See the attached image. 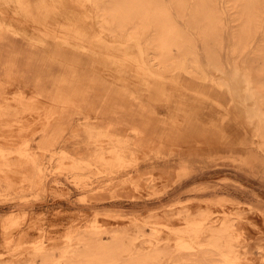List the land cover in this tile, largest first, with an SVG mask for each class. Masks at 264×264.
Here are the masks:
<instances>
[{
	"label": "rangeland",
	"instance_id": "374dc122",
	"mask_svg": "<svg viewBox=\"0 0 264 264\" xmlns=\"http://www.w3.org/2000/svg\"><path fill=\"white\" fill-rule=\"evenodd\" d=\"M30 1L42 9H23L25 15L16 14L12 2L0 0V17L3 18H0V35L10 34L23 46L7 49L0 43V56L5 53L9 57L19 56L20 59L10 65L0 63V264H42L41 255L35 251L36 244H41L51 258H68V249L84 241V237L91 234L92 226L101 231L104 240L116 233L132 249L139 247L148 251L156 242L164 245L168 254L152 264H191L184 260L196 248L176 245L177 234L187 226L185 218L188 216L201 221L203 227L218 226L220 220L232 222L229 232L237 234L240 240L237 248L241 255L237 264H264V211L256 209L250 198H236L242 188H237L236 175L252 178L248 166L261 165L264 151L257 148V139L252 136L251 124L247 123L244 114V102L248 104L251 100H243L244 82L239 79L242 73L237 71L235 79L229 77L233 72L229 52V16H224L226 25L220 49L224 70L212 69L211 72L212 77L220 76L229 81L231 95L213 79L195 84L189 77L181 75L180 82H176L165 79L164 70L151 72L144 66H138L128 55H138L140 50H148L135 47L133 38L127 43L133 46H80L81 43L79 45L70 38L69 41L76 44L66 41L54 48L56 44L50 38H47V42L40 37L33 28L32 20L35 25L56 30L59 36L73 28L81 29L78 25L82 23L89 36L96 35L90 38L95 43L105 40V44L114 45L115 42L107 40L111 35L105 30L98 31L96 28L91 33L92 7L85 0H76L80 2L78 5L71 4L69 0L68 3L65 0ZM219 3L220 8L224 9L225 2ZM82 8L86 12L80 11ZM67 10L75 12V16L81 20L72 18L74 14L70 15ZM68 14L71 18H68ZM67 19L69 22L65 21ZM69 19L80 22L72 21L73 25ZM4 20L7 23L12 21L9 23L12 26ZM192 34L198 36L194 31ZM260 34H255L253 45ZM22 37L28 42H24ZM197 45L201 48L199 40ZM69 48L72 49L70 52ZM103 50L105 53H102ZM71 51L75 53L74 56L78 54L77 58L71 57L74 54ZM62 54L67 57L64 59ZM52 56L56 59L53 60ZM80 62L83 63L81 66ZM128 66L134 69L131 67V71ZM35 67L39 71L37 73L47 76L41 80L43 85L49 83L47 89L40 82L38 85L34 78L31 79L32 74L36 73ZM135 68L163 79L157 83L155 91L153 81L148 84L149 90L146 89L147 85H140L136 81L135 77L144 78V75L136 73ZM6 69L13 72L12 75ZM49 69L52 73L47 71ZM9 75H16L17 78H10ZM19 76H24L23 80ZM54 77L58 78L57 83ZM63 78L67 79L64 81ZM29 80L33 81H30L33 85L35 82V85L42 86L40 88H44L45 92L42 89L43 92H39L40 88H35ZM24 81L30 84L24 85ZM186 84L197 85L204 93H195L186 88ZM126 85L135 89V97L116 91V88ZM48 89H54L55 99H62L63 93L70 89L82 93L84 97L76 103H66L64 110H50L58 104L63 106V101L49 97ZM40 103H43L42 106ZM139 105L144 109H137ZM103 122L112 124L121 134L131 133L132 124L144 131L141 134L142 140L146 141L144 145L132 147L137 151L136 165L129 164L110 172L94 166L91 157L93 139L99 134L97 124ZM50 134L55 136L52 144H43L45 135ZM72 162H80L83 168L71 169L69 165ZM142 176L145 182L139 180ZM126 178L132 181H124ZM255 184L259 188L264 187L263 177ZM246 190L251 191H243ZM240 194L244 196V193ZM202 239L206 241L204 236Z\"/></svg>",
	"mask_w": 264,
	"mask_h": 264
},
{
	"label": "bare ground",
	"instance_id": "6f19581e",
	"mask_svg": "<svg viewBox=\"0 0 264 264\" xmlns=\"http://www.w3.org/2000/svg\"><path fill=\"white\" fill-rule=\"evenodd\" d=\"M2 1L12 2L13 5H15V8L13 9V11L16 14L18 13L21 15H25L24 12H22L23 9H27L28 11H32L34 8H36L38 11L42 9L40 5H36L30 0H2ZM69 1L73 5H78L80 3V2H75L76 0H69ZM85 1H87V3H89L92 7L93 25L92 24L91 25H92L93 31L91 30V33L94 32L96 28L98 31L105 30L109 35H111V37L107 38V40L111 42H115L114 45L105 44V40L103 41L99 40L95 43V41H93V39L91 40L90 38L96 35L92 34V36H89V33L87 34V31H85L86 29H84V27L82 28V23L78 25V27L81 26V29L73 28L70 31H65V33L63 32L64 35L62 36L57 35L55 33L56 30L50 27H49L50 29L48 28L45 29L44 27L35 25L36 23L34 20L31 21L33 23V28L37 31L40 37L41 36L43 37V40L48 42L47 38H50L56 44L54 48L57 45H60L66 41L68 42L70 38L73 40H76L77 41L76 43H79V45L81 43L80 46L102 45L105 47L133 46L131 44L128 45L127 43H129L131 40L134 39L135 47L137 48L144 47L148 50V51L140 50V54L138 55H128V57H130L138 66H144L148 68L147 69L148 71H151V72H155L154 71L155 69L161 70L162 72L164 70L166 71L165 79H169V80L176 81V82H180L179 80H180L181 75L189 77L190 80H192L195 84H197L198 81L203 82L206 80L213 79L219 85H223L226 91L229 93V95H231L232 90H231L229 81L222 79L220 76H216L214 78L212 77V72H211L212 69L218 70V71L224 70L222 59L220 57V49L222 48V43H223L222 33L225 30V25H226L224 23V20H225L224 16L225 15L229 16L230 30H231V34H230L231 41L229 45V52L232 56L230 65L232 66V69H233V72L231 73L229 77L231 79L233 78L235 79L237 76V71H241L242 73L241 74L242 77L241 78L239 77V79H241V81L244 82L243 100L244 101L247 99L251 100L250 103L248 104H245L244 102V114L247 119V123L251 124L252 136H255L257 139V143H256L257 148L261 151H264V0H85ZM219 2H225L224 9L220 8ZM64 6L67 7V5L65 4ZM60 7L62 6L60 5ZM60 10L61 9H59V11ZM80 11L86 12L84 8H82V10ZM64 12L65 11H63V13ZM67 12H70V11L67 10ZM70 13H71L70 15L74 14V17L72 15V18H75V17L78 18L77 15L75 16V12L73 13L72 11ZM79 13L81 14V12ZM79 13L77 14L79 15ZM65 15H67V13H65ZM49 17H52V16H49ZM55 18L57 19V16ZM68 18H71V17L69 16ZM63 19H65V17ZM63 19L61 20L63 21ZM78 19L81 20L80 18ZM48 20H47V23H48ZM79 20L77 21L80 22ZM62 21L60 23H63ZM65 21H68V19ZM72 21L71 23H73L75 19L73 22ZM77 21H75L74 23H76ZM87 21L88 19L85 22ZM4 22L7 25L10 22L12 23V21L7 23L6 20H4ZM14 22L13 24H15ZM28 22L30 23V21ZM16 24L18 25L19 22ZM17 25H16V28H17ZM22 25L24 26V24ZM19 28L22 29L21 26ZM27 29L28 27L26 26L25 30ZM28 31L29 30H27L26 32ZM81 31H83V34L81 33ZM192 31L196 32L198 36L196 37L195 35H193ZM257 32H260L261 34L257 40V43L253 45L254 36ZM115 37H120V38H115ZM17 40L18 39H15L14 36H11L10 34L8 35L5 33L3 35L2 34L0 35V43L2 44L4 48H7V49L10 47H14L18 49L20 46H22V43H20V41H17ZM22 40L26 41L27 39H24L22 37ZM197 40L201 42V48L198 47ZM76 43L75 42L71 43L69 41V44H72V45ZM36 45L37 44H35V47ZM47 45H50V44H47ZM63 47L65 48V46ZM63 47H61V49ZM37 48L40 49L41 46H38ZM50 48H53V47L50 46ZM247 49L249 50L248 53L242 56L246 52ZM43 50L41 51L43 52ZM59 50H60V46H59ZM70 50L72 49L69 48V52ZM44 52L46 51L44 50ZM71 52L74 53L73 51ZM102 53H105L104 50ZM48 54H50L49 51H48ZM66 54L69 55V53H66ZM25 55H27V53ZM34 55L36 56V53H34ZM74 55L75 53L72 54L71 57H73ZM39 56H40V53H39ZM44 56H46V54ZM77 56L78 54L74 56V58H77ZM30 57L32 56L31 55L29 56V60H30ZM48 57H46V59ZM55 57H53V60ZM65 57L67 56H64V59ZM82 57L84 58V56ZM18 58H16L15 56L12 57V55L11 57H9V55L7 56L4 53L2 56H0V63L1 64L4 63V65L5 64L8 65L9 63L10 65V63L13 64V62L15 63V61L19 62L20 59ZM87 58H88V55H87ZM51 59L49 58V62ZM81 60L83 59L81 58ZM76 62H78V60H76ZM43 63H41V65ZM38 64L39 62L36 63V65ZM81 64L83 63L80 62V66ZM125 65L127 66V64ZM6 67L8 68V66ZM52 67H54L53 61H52ZM74 67H75V64H74ZM101 67L102 69H104L103 66ZM101 67L99 66L98 68H101ZM131 67L132 66H130L129 68L128 66L130 70L132 68L134 69V67L132 68ZM56 68H57V65H56ZM95 68L97 69V66ZM1 69L2 68L0 66V70ZM52 69L54 70V68ZM66 69L64 68V70ZM21 70H23V68H21ZM45 70H43L44 71V74L42 73L43 75H45ZM50 70L51 69L47 71L51 72ZM74 70L75 69L73 68V71ZM73 71L71 70L70 72L72 73ZM4 72L6 73V71ZM37 72L39 71H37L36 69V73L34 72L35 74H32L33 72L32 73L29 72V73L33 75L32 77L30 76L31 79L34 78L35 79L34 81H37L38 82L37 84L39 85V82L41 84V80L46 75L42 76L41 74ZM135 72L138 74L142 73L144 75V78L135 77V79L140 85L141 84L147 85L146 86L147 90H149L148 84L151 81H153L152 84H155L154 89H153V91H155L157 83L163 80L160 77L147 75L145 71H141V70L137 71L136 69ZM9 73L12 75L13 72L11 73L10 71ZM55 74H58V73L55 72ZM7 75H4V76L7 77ZM11 75H9V77ZM53 76H56V75L53 74ZM11 77H16V75L15 76L13 75ZM23 77L21 76L20 79L22 78L23 80ZM49 77H48V80L50 79ZM54 78H55L54 80L58 79L57 77H54ZM71 78H69L70 81L73 80ZM14 79L15 78H13V82H14ZM48 80H45V81L48 82ZM30 81L32 80H29V82ZM29 82H25L24 85H26V83H29ZM113 82L114 81H112L111 83ZM56 83H57V80H56ZM21 84L23 83L21 82ZM61 84L64 85L63 82ZM24 85L23 87H26ZM34 85H35V82H34ZM41 85L44 86L45 89H47L46 85H48L47 87H49V83L48 84L46 83L45 85L43 84ZM42 86L35 85L34 87L40 88ZM184 86L190 90H193V92L195 93H201V94L204 93V90L202 88L200 89L197 88V85L186 84ZM41 89L42 88H40V91L39 90L38 91L43 92L44 88L42 89L43 91H41ZM116 89H117L116 91H121L122 93H127L130 96L135 97L134 96L135 89L132 87H129L128 85L122 88H116ZM53 90L48 91V96L53 98L55 101H63V106L58 104L54 108H50V110H64V106L66 103H69V102L76 103L78 101H81L80 99L84 97L82 93H79V92H76L70 89L63 93L62 99H55ZM29 103H32V101ZM43 103H40L41 106ZM37 106H34V107L37 108ZM137 109L142 110L144 108L139 105ZM37 110L38 109H36V111ZM85 122L86 124H89L87 121ZM107 122H110V121H107ZM97 126L99 128V134H98L99 137L97 136L96 138L93 139L94 151L91 156L92 162L94 163L95 167L99 168V170L110 172V171H116L120 167L129 165V164L136 165L138 163L137 161L138 156L135 153L137 151L132 149V147L138 146V145L143 146L144 142H146L142 140L141 138V134L144 133L143 130L137 129V125L132 124L131 133L121 134L120 132L116 131V129L114 128L112 124L103 122L101 124H97ZM100 137H104V138H100ZM54 139H55L54 134L45 135L43 144L50 145L52 144ZM69 167L73 170L83 168L80 162H72L69 165ZM182 168L183 167H181L180 169ZM139 180H141L142 182H145V179L143 176ZM124 181L131 182L132 179L126 178V180ZM185 220H186L187 226L184 228V230H180V233L178 232L177 234L178 240L176 241V245L179 247L187 246V247L196 248V251L194 253L189 254V257L184 260L185 262H190L191 264H237L238 263V258L240 257L241 252L240 250H238L237 246L240 245V240L237 234H232L229 232V226L232 225V222H225L223 220L222 221L220 220L219 223L221 224L218 226L207 225L203 227L201 221H197V219H194L191 216H188L187 218H185ZM91 228H93L91 234L84 237V241H82L78 246L68 249V251L70 252V256L68 258H65L64 256H58L56 258H51L50 254L43 247H41V244H36L35 251L37 254L41 255L42 264H152L153 261L160 260L162 256L168 254V251L164 248V245H159L157 244V242L154 243V247L148 251H143V249L139 247L132 249L130 247V244L124 242L121 239V237L117 235L116 233H113L109 239L104 240V238H102L101 231H99L96 228L94 229V226H92ZM204 233L205 235H203ZM202 236L206 238V241H203Z\"/></svg>",
	"mask_w": 264,
	"mask_h": 264
},
{
	"label": "crops",
	"instance_id": "0c3cea01",
	"mask_svg": "<svg viewBox=\"0 0 264 264\" xmlns=\"http://www.w3.org/2000/svg\"><path fill=\"white\" fill-rule=\"evenodd\" d=\"M241 167L243 166H246V165H243V164H239ZM238 165V167H240ZM219 167V166H217ZM247 167V166H246ZM251 170V174H252V178H245V177H242L240 175H236V178L229 175V174H226V175H229L230 177L232 178H235V181L238 182V187H242L240 188L241 191H239L240 193H244L242 196V194H240L239 192H237L239 195L236 197V198H241V197H247V198H250L251 199V202L253 204V206L256 208V209H259V210H263L264 211V187H257V185L255 184L257 180L260 179V177H263V180H264V162L261 164V165H250L248 166ZM262 175V176H261ZM245 189H248V190H251V191H243ZM246 193V195H245ZM249 193V195H248Z\"/></svg>",
	"mask_w": 264,
	"mask_h": 264
}]
</instances>
